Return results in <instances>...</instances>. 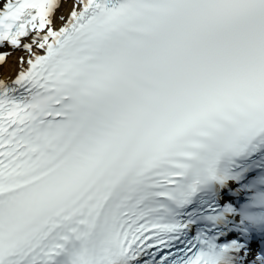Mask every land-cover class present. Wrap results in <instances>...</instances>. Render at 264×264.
<instances>
[{
  "label": "snow or ice",
  "instance_id": "obj_1",
  "mask_svg": "<svg viewBox=\"0 0 264 264\" xmlns=\"http://www.w3.org/2000/svg\"><path fill=\"white\" fill-rule=\"evenodd\" d=\"M64 3L0 4V264H264V0Z\"/></svg>",
  "mask_w": 264,
  "mask_h": 264
},
{
  "label": "bare ground",
  "instance_id": "obj_2",
  "mask_svg": "<svg viewBox=\"0 0 264 264\" xmlns=\"http://www.w3.org/2000/svg\"><path fill=\"white\" fill-rule=\"evenodd\" d=\"M70 3L69 0H65L64 5L61 7V9L57 12V17L64 15L65 17L68 15L69 12ZM57 27H59V21L57 22ZM15 59V56L13 57V60ZM15 77V67L13 66V62L10 61L9 65L5 66L3 69V72L0 73V79L5 80H11Z\"/></svg>",
  "mask_w": 264,
  "mask_h": 264
}]
</instances>
